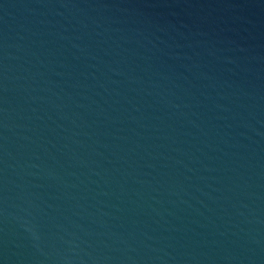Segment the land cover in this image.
<instances>
[{"label":"water","instance_id":"obj_1","mask_svg":"<svg viewBox=\"0 0 264 264\" xmlns=\"http://www.w3.org/2000/svg\"><path fill=\"white\" fill-rule=\"evenodd\" d=\"M0 264H264V0H0Z\"/></svg>","mask_w":264,"mask_h":264}]
</instances>
